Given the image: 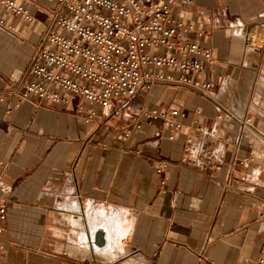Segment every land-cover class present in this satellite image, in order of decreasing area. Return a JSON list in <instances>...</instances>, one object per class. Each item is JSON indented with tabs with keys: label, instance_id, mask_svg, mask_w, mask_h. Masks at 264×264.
<instances>
[{
	"label": "crops",
	"instance_id": "1",
	"mask_svg": "<svg viewBox=\"0 0 264 264\" xmlns=\"http://www.w3.org/2000/svg\"><path fill=\"white\" fill-rule=\"evenodd\" d=\"M19 1L35 20L5 14L13 29L0 28V159L10 191L0 264H258L264 34L254 38L261 45H242L248 29L264 30V0L174 8L195 28L186 38L211 49L199 80L214 86L154 84L106 109L73 96L39 104L10 97L32 77L50 6ZM78 106L82 116L92 112L89 121ZM144 106L176 109L180 125L144 119Z\"/></svg>",
	"mask_w": 264,
	"mask_h": 264
},
{
	"label": "built area",
	"instance_id": "2",
	"mask_svg": "<svg viewBox=\"0 0 264 264\" xmlns=\"http://www.w3.org/2000/svg\"><path fill=\"white\" fill-rule=\"evenodd\" d=\"M48 1V19L28 66L32 77L9 91L16 103L63 102L73 96L106 109L116 101L126 105L136 93H146L154 84L214 86L199 80L205 63L213 62L211 49L186 38L195 28L173 13L174 8L184 12L194 0ZM5 14L26 22L35 20L19 0H0V28L12 30ZM245 39V47L252 45L249 31ZM81 111L78 106L77 116L83 121L92 118L90 110L86 116ZM139 114L175 129L182 115L176 109L152 106L141 107ZM140 126L141 120H136L125 134ZM4 170L0 159V254L10 192L2 177ZM257 263L264 264V246Z\"/></svg>",
	"mask_w": 264,
	"mask_h": 264
},
{
	"label": "rangeland",
	"instance_id": "3",
	"mask_svg": "<svg viewBox=\"0 0 264 264\" xmlns=\"http://www.w3.org/2000/svg\"><path fill=\"white\" fill-rule=\"evenodd\" d=\"M250 29H251V28H250ZM250 29H248V31H249ZM248 31H247V32H248ZM263 34H264V30L261 29L260 32H259V35H258V36H260V38H262V35H263ZM251 39H252V38H251ZM252 40H253V41H252V45H250V46H248V47H245V43H244V44L242 45V47H243L242 49H245V50H248V49H249V50H250L251 47H254V46H257V45H258V46L261 45V44H262V41H263L262 39H261L262 41H257V39H254V38H253Z\"/></svg>",
	"mask_w": 264,
	"mask_h": 264
},
{
	"label": "bare ground",
	"instance_id": "4",
	"mask_svg": "<svg viewBox=\"0 0 264 264\" xmlns=\"http://www.w3.org/2000/svg\"><path fill=\"white\" fill-rule=\"evenodd\" d=\"M256 29V30H255ZM253 28L252 30L249 31V36L253 39L259 34V28ZM242 48V47H241ZM245 50V49H244ZM241 51V50H240Z\"/></svg>",
	"mask_w": 264,
	"mask_h": 264
}]
</instances>
